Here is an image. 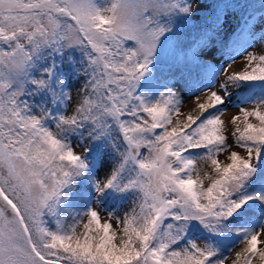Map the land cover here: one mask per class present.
<instances>
[{
	"label": "snow or ice",
	"instance_id": "6c2138e0",
	"mask_svg": "<svg viewBox=\"0 0 264 264\" xmlns=\"http://www.w3.org/2000/svg\"><path fill=\"white\" fill-rule=\"evenodd\" d=\"M228 8L0 0V264H264V20L215 48ZM205 9L185 112L161 66Z\"/></svg>",
	"mask_w": 264,
	"mask_h": 264
},
{
	"label": "trees",
	"instance_id": "16d2710c",
	"mask_svg": "<svg viewBox=\"0 0 264 264\" xmlns=\"http://www.w3.org/2000/svg\"><path fill=\"white\" fill-rule=\"evenodd\" d=\"M261 3H264V0H232L231 3H228L232 14L226 20L223 19V27L219 30L218 35L213 38L211 42L212 45L215 44L219 46V48L221 45H224L231 49L234 41H236L238 37L243 39L247 33H239V27L241 26L240 24L242 22V18L239 16L237 19L235 18L233 20V13L235 11L245 12L249 10L250 7L258 6ZM207 12L208 10L206 9L202 10V16ZM257 34H259V31ZM178 37L181 49H177L173 53H169L167 64L162 65L161 67L165 73H168L169 69L171 70V74L174 76L173 84L175 81H180L190 90H192L194 86L199 84V82L204 79L205 69L192 61L191 49L189 47H184L183 45V43L186 41V36L184 34H178ZM196 39H199V36H197L194 40ZM170 86L172 85L170 84ZM239 247H242V245L237 244L233 251L238 250Z\"/></svg>",
	"mask_w": 264,
	"mask_h": 264
},
{
	"label": "rangeland",
	"instance_id": "374dc122",
	"mask_svg": "<svg viewBox=\"0 0 264 264\" xmlns=\"http://www.w3.org/2000/svg\"><path fill=\"white\" fill-rule=\"evenodd\" d=\"M207 2V0H206ZM227 3H231L232 0H226ZM211 13L208 11L205 15L202 16V10L198 11L196 13V18L193 19V21L191 22V24H183L180 26L179 30H178V34H184L186 36V41L183 43L184 47H188L192 41L198 36V33L195 31L194 29V25H202L204 23L203 18L206 16H209ZM232 14L230 8H228L226 10V12L224 13V20H226L228 17H230V15ZM243 14H245V18H248L250 15L251 16H255V19L252 21V24H254L256 26V31H259L260 25L262 20H264V8L261 7V4H259L258 6H252L249 9V12L243 13L242 11H238V12H234L233 13V20L236 18H238L239 16H242ZM201 16V18H200ZM200 18V19H199ZM241 29V27H240ZM241 32V30H240ZM215 48H219V46L215 45ZM260 45L256 44L254 46V48H250V51L253 50H259ZM229 49V48H228ZM230 50V49H229ZM211 55V54H209ZM204 59L206 60H210L212 62H214L216 67H220L221 64H223L224 66H227V56L224 57L223 60H221V52L216 51L215 52V61L212 60L211 57H204ZM216 61H220V63H216ZM243 62V58L242 57H237L235 59V61L230 62L231 66H232V70H239V68L241 67ZM175 90L176 91H180L181 89L183 90V93L185 94V103L182 105V110L187 112L189 109H191L194 105H193V100H194V96H193V91L194 88L192 90H190L186 85H184L182 82L180 81H175ZM196 86H199V84H197ZM203 92H195V95H200L203 96ZM236 109L235 108H230L229 112L226 115H232L235 114ZM79 150V149H78ZM221 159H223V156L220 157Z\"/></svg>",
	"mask_w": 264,
	"mask_h": 264
}]
</instances>
